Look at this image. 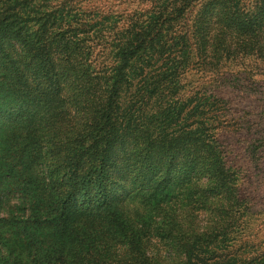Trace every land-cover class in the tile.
Wrapping results in <instances>:
<instances>
[{
	"label": "trees",
	"instance_id": "obj_1",
	"mask_svg": "<svg viewBox=\"0 0 264 264\" xmlns=\"http://www.w3.org/2000/svg\"><path fill=\"white\" fill-rule=\"evenodd\" d=\"M51 8L32 25L0 0V193L18 195L0 230L25 252L0 264H98L69 246L103 226L83 219L111 224L126 176L156 169L149 195L191 196L188 213L208 211L201 231L172 237L170 264H264L242 237L248 207L216 130L226 101L184 81L247 58L264 69V0H152L122 25L98 11L84 20L69 1Z\"/></svg>",
	"mask_w": 264,
	"mask_h": 264
},
{
	"label": "rangeland",
	"instance_id": "obj_2",
	"mask_svg": "<svg viewBox=\"0 0 264 264\" xmlns=\"http://www.w3.org/2000/svg\"><path fill=\"white\" fill-rule=\"evenodd\" d=\"M68 1L78 9V15L84 20L88 19L89 14L92 16V13L98 11L117 17L115 19L118 21L120 19L119 25H122L123 21H128L132 15H139L149 9L152 3V0H76V4L72 0H10L11 18L17 8H26L22 15L31 19L32 25L34 23L36 25V20L50 11L51 6H59ZM108 33L112 39L114 34ZM96 52L97 61H102L103 51L97 48ZM241 60L237 65L232 67L230 65L220 72L205 73L192 70L187 73L184 81L186 85L195 81L196 85L211 87L226 101L223 103L225 106L223 110L227 116L218 119L216 130L229 164L238 171L240 196L243 204L248 207L246 215L239 220V228H243L242 237L249 241L251 247H259L263 251L264 69L259 61L255 63L249 58ZM235 85H243L245 88H233ZM6 123L4 121L2 127L5 128ZM0 153L1 156L4 155L1 147ZM120 160L112 162L113 169L120 168ZM128 162L131 163L130 158ZM158 172L156 169L147 179L145 174L147 172L141 174L130 172L126 176L119 196L112 201L116 215L113 216L111 224L108 222L111 217L101 220L94 212L83 219L87 225L93 226L100 222L103 226L90 228L88 235H84L76 248L69 245L74 248L78 262L92 260L98 264H137L135 261L143 255L147 261L154 264H170L180 257L172 237H182L184 233L189 235L201 231L207 222L208 211L200 209L193 214L188 213L189 204L186 199L191 196L173 197L169 201V197L161 199L149 195L147 185L159 175ZM1 186L3 180L0 177V190ZM2 193L0 216L9 217L12 205L17 203L18 195L5 191ZM176 225L181 232H176ZM0 235L2 256L11 260L18 256L24 257L25 252H22L21 243L15 240L10 228L1 229ZM216 252L218 255L224 254L223 250Z\"/></svg>",
	"mask_w": 264,
	"mask_h": 264
}]
</instances>
